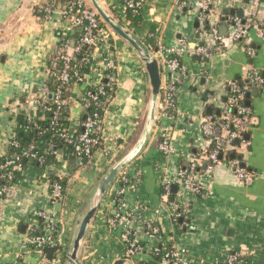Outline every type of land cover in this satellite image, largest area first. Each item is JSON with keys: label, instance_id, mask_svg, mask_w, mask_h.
Instances as JSON below:
<instances>
[{"label": "crops", "instance_id": "1", "mask_svg": "<svg viewBox=\"0 0 264 264\" xmlns=\"http://www.w3.org/2000/svg\"><path fill=\"white\" fill-rule=\"evenodd\" d=\"M48 1L0 0V164L19 132V123L34 115L33 98L48 78V64L61 39L74 38L75 31L60 9L55 8L48 19L42 17L40 8ZM83 1L93 7L91 0ZM98 1L153 53L159 43L175 47L183 43L181 61L187 75L178 83L175 110L170 116H161L156 106L147 141L101 200L82 242L80 263L137 264V257L133 262L125 258L121 229L112 228L108 221L121 199L124 209L133 212L128 226L139 231L147 247L158 241L146 239L144 225L156 222L163 243L185 249L194 264H225L229 252L238 253L235 264H264V39L251 28L246 41L232 40L229 27L221 21L226 15H238L236 11L247 12L250 0H220V42L214 40L208 26L205 33L200 32L193 0L186 4L184 0H141L138 25L128 20L123 0ZM259 10L262 17L264 0ZM101 34L99 53L112 57L116 65V84L103 115L101 143L88 164L65 161L53 150L52 165L41 170L29 161L19 181L4 185L6 192L0 194V264H65L74 223L85 211L98 180L138 137L150 92L147 73L137 52L103 21ZM197 45L208 46L210 56L194 54ZM245 70H255L263 79L261 86L249 88L245 95L252 123L239 154L251 176L240 182L228 166L217 165L208 180L210 194L196 195L178 181V162H187L192 154L207 148L201 132L203 116L219 113L226 100L227 81L243 80ZM167 77L168 72L161 68V84ZM82 92L79 85L70 88L67 120L72 130L85 115ZM165 133L170 135L172 147L167 155L158 148ZM51 176L65 184L57 201L51 196ZM165 181L170 184L166 197ZM175 213L179 214L176 220ZM48 221L62 241L51 258L44 251L38 254L29 244L30 236L44 232Z\"/></svg>", "mask_w": 264, "mask_h": 264}, {"label": "built area", "instance_id": "2", "mask_svg": "<svg viewBox=\"0 0 264 264\" xmlns=\"http://www.w3.org/2000/svg\"><path fill=\"white\" fill-rule=\"evenodd\" d=\"M262 0H250V5L247 12L242 15H226L221 20L229 27V38L235 41L244 42L247 40L251 28L257 29L259 35L264 39V15L259 17V7ZM189 0H184L186 4ZM126 9L133 13H140L143 3L141 0H123ZM220 0H193L192 10L194 17L199 25L201 33H205L206 26L209 27V33L217 42L222 41L218 32V17L217 5ZM55 8L60 9L63 19L67 20L71 30L79 29L82 31L77 39L65 38L62 40L54 57L49 61L48 74L55 79L56 86L53 90L45 82L36 96L33 98L35 108L39 107L43 113L49 115L51 125L55 126L60 117L61 110L68 106L69 98L65 97V91L71 88L70 80L73 78L75 85H82V105L84 108L85 118L81 121L80 126L82 132L75 139L70 135V132L61 131L59 136L62 141H65L73 146L74 152L78 158H86L91 162L93 150L101 143V134L103 130V115L107 108L108 94L107 90H111L116 84L115 77V62L112 57H102L99 53L100 40L103 39L101 34L102 20L97 11L87 5L83 0H68L66 3H59L56 6L45 3L41 9V15L44 19H48ZM40 12V10H39ZM72 42V44H71ZM88 45L93 47L92 58L89 60V74H80L71 65L72 57L78 52L81 46ZM184 51L183 43L180 46H165L161 43L157 44L154 55L158 61V65L162 69H166L168 77L163 84L160 85V92L157 101L158 115L170 116L176 107V97L178 93V83L187 75V67L181 61V56ZM194 54H199L208 57L211 50L206 45H197L193 50ZM59 60L60 65L57 61ZM97 68L104 73L98 75ZM48 75V76H49ZM98 80L92 81L91 78ZM104 79L100 82L99 79ZM245 83L241 87L237 81L229 80L226 84V100L221 106L219 117L212 114H205L201 124V132L204 135L207 148L192 154L185 166L178 165L177 179L182 186L188 188L196 195L206 196L210 194L208 180L211 173L217 165L224 164L228 166L237 181L244 182L250 176V172L245 167L241 166V160L232 158L225 159L226 145L230 147V143L237 141V148L240 152L243 145L246 144L245 134L249 131L252 121L250 120V110L243 103L248 88L253 86H261L263 79L255 70H245L243 76ZM93 89L87 87L92 85ZM49 93L51 97L49 98ZM171 112V113H170ZM35 133L40 136L45 130H41L38 125L35 127ZM170 135L163 134L158 148L163 155L172 152L170 144ZM226 144V145H225ZM11 146L17 147V141L12 140ZM50 144L49 147H54ZM33 148L29 145L27 149L22 150L21 154H13L12 157L6 156L0 164V169H19L20 157H35V154L30 152ZM42 162V160H39ZM9 181L11 173H1L0 178ZM169 181L164 183L165 196L169 193ZM6 188L0 189V194L5 193ZM122 191L119 193L121 194ZM63 189L59 183H53L51 196L57 201L62 198ZM119 208L109 218V225L112 228L121 229V238L125 245V258L130 262L138 257L137 264H146L144 255L154 252L161 255L159 264H194L191 256L185 249H179L171 244H164L161 240V228L158 223L146 222L144 225L145 237L147 240H157L158 244L148 246L141 239L139 231L132 230L129 222L133 218V212L124 209L121 199L119 200ZM39 217H46L42 212H37ZM179 214H173V219L176 220ZM54 226L51 222L45 225V231L37 235H31L29 244L38 254H43V249L47 246H58L61 248L62 241L60 235L54 231ZM238 253L229 252L225 256V264H235L238 260ZM145 262V263H144ZM195 264H199L196 262Z\"/></svg>", "mask_w": 264, "mask_h": 264}, {"label": "trees", "instance_id": "3", "mask_svg": "<svg viewBox=\"0 0 264 264\" xmlns=\"http://www.w3.org/2000/svg\"><path fill=\"white\" fill-rule=\"evenodd\" d=\"M68 0H49L48 3L52 4L53 6H56V4L59 2L61 4L66 3ZM47 3V4H48ZM127 17L130 23L133 25H138L141 17L139 13H133L129 9H127ZM74 39H77L80 34L82 33L81 30L75 29L74 30ZM65 38H62L64 40ZM92 50L93 47L84 45L81 46L78 50V52L72 57L71 59V65H74L75 69L80 73V74H89V60L92 58ZM58 65H60L59 60L57 61ZM98 75H102L104 72L101 71L99 68H97ZM92 81L98 80L96 78H91ZM74 79L72 78L70 80V86L73 87L75 83H73ZM100 82H104V79H99ZM237 83L241 86L244 87L245 83L244 81L241 80H236ZM46 83L49 85L50 89L53 90L54 87L56 86L55 79L52 75H49ZM95 83L92 85H87L88 88L93 89ZM82 87V85H80ZM83 88V87H82ZM115 85L112 87V89L107 90L108 97L111 98V95L113 94ZM249 90V88H248ZM247 90V91H248ZM247 93V92H246ZM49 98L51 97V93H49ZM65 97L68 99L70 98V89L65 91ZM246 97V96H245ZM245 104V101H243ZM67 106H65L61 110L60 117L57 121V124L55 126L51 125V121L49 119V115L47 113H43L39 107H36L34 110V115L32 116L31 120L29 121H22L19 123V132L17 131L12 140L17 141L18 146L17 147H12L9 149L8 153L6 156L12 157L11 155L13 154H21L22 150L27 149L29 145H33V148L30 150V152L35 154V157H20L19 163H20V168L19 169H0V174L1 173H11V179L9 181H6L3 179V177L0 178V189L4 187L5 184L7 185H13L17 181H19L21 172L26 166V164L31 161L33 165H36L37 168L39 169H45L46 167L52 165L55 160H54V151H59L62 155V158L65 159V161H68L69 159L75 161L79 160L82 164H88L86 158H78L77 155L74 152L73 146L65 141H62L59 133L61 131H68L70 132V135L73 139L82 132V127L78 126L76 129L72 130L69 126V122L67 120L69 116V112L67 110ZM213 116L219 117L220 113L214 114ZM38 125L41 130H45L40 136L35 133V128L34 126ZM54 144L55 146L50 148L49 145ZM226 145V144H225ZM230 147L226 145V151L224 154L225 159H232L231 155H234L233 158L238 159V156H240L237 148L239 146V143H234L231 142ZM99 147V146H98ZM97 147V148H98ZM96 148V149H97ZM94 149L93 152L96 150ZM54 150V151H53ZM24 159L26 161H24ZM39 160H42L39 161ZM187 162L184 161H179L178 165L180 166H185ZM246 170H248L246 168ZM127 182V181H126ZM53 183H59L64 190L65 184L62 182L61 179L56 178L54 176H51V189H52V184ZM125 184V183H124ZM43 232H37L33 235H37ZM138 259V257H137ZM161 260V255L160 254H155L154 252H150L146 255V264H159ZM144 262V263H145Z\"/></svg>", "mask_w": 264, "mask_h": 264}, {"label": "water", "instance_id": "4", "mask_svg": "<svg viewBox=\"0 0 264 264\" xmlns=\"http://www.w3.org/2000/svg\"><path fill=\"white\" fill-rule=\"evenodd\" d=\"M93 8L97 11L100 19L107 24L119 37L124 39L139 55L142 61L145 71L148 76L150 92L147 104V111L143 124L140 128L137 139L132 147L122 155L114 164H112L107 171L98 180L93 192L87 200V207L82 215H80L73 226L70 238L68 240L65 251V264H81L79 261V252L82 242L86 236V233L94 219L101 200L105 196L109 186L113 183L115 177L125 168V166L135 158V156L141 151L147 138L152 130L156 106L160 92L161 85V72L158 65V61L154 53L150 48L139 39L130 29L124 27L119 21L113 18L99 3L98 0H91ZM234 13V10L230 11ZM238 15H241V11H236ZM247 104V102H246ZM208 111H210L208 109ZM85 115L83 116V119ZM245 139L248 138V134H245ZM237 143V141H234ZM233 158L234 155H231ZM241 160V156H238ZM241 166H245L241 161ZM175 187H173V191ZM181 221V219L179 220ZM232 231V230H231ZM230 233V230L228 234ZM58 250V246H47L43 249L45 253L51 258V253Z\"/></svg>", "mask_w": 264, "mask_h": 264}]
</instances>
